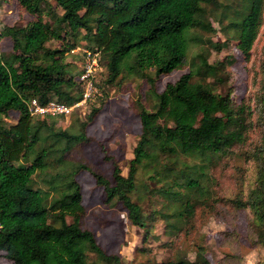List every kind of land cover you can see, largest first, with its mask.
Segmentation results:
<instances>
[{
  "label": "trees",
  "instance_id": "trees-1",
  "mask_svg": "<svg viewBox=\"0 0 264 264\" xmlns=\"http://www.w3.org/2000/svg\"><path fill=\"white\" fill-rule=\"evenodd\" d=\"M18 3L36 19L4 26L0 34L9 36L13 46L8 55L0 46V251L5 257L14 264H125L82 226L85 207L77 181L82 170L103 187L107 203L124 206L145 239L162 222L166 246L172 247L182 234L193 233L199 213H216L223 197L213 192L217 179L211 167L235 145L248 146L244 153L254 173L248 191L240 189L226 199L234 208L252 211L255 244L264 250V56L254 78L255 95L239 104L227 69L232 60H209L211 48L220 50L231 41L250 59L264 24V0H235V19L224 29L222 44L204 41L199 31L216 32L209 9L224 7V0ZM52 41H61V47H51ZM82 42L100 53L103 89L130 78L150 85V107L136 103L141 134L128 174L114 164L112 181L68 157L89 140L86 128L98 108L66 129L56 127L64 116L39 117L29 110L32 99L67 104L81 99L83 88L70 73L66 53ZM192 46L198 51L189 61ZM185 66L189 71L176 82L155 90L157 78ZM12 112L17 119L10 123ZM256 130L259 135L252 140ZM141 168L145 182L139 181ZM204 254L198 247L194 259L180 252L155 264H210Z\"/></svg>",
  "mask_w": 264,
  "mask_h": 264
},
{
  "label": "rangeland",
  "instance_id": "rangeland-1",
  "mask_svg": "<svg viewBox=\"0 0 264 264\" xmlns=\"http://www.w3.org/2000/svg\"><path fill=\"white\" fill-rule=\"evenodd\" d=\"M6 2L11 10L8 24H25L36 19L30 15L18 0H0ZM54 4V2H52ZM227 6V7H226ZM226 7V8H225ZM235 0H224V7L210 8V21L216 29L215 33L199 31V35L206 41L211 38L214 42L225 43L226 26L234 19ZM8 17V16H7ZM221 20H219V19ZM11 24V25H10ZM1 28V29H2ZM51 47H61V41H52ZM1 50L5 55L12 52V40L9 36L0 35ZM208 48V43H205ZM85 42L67 54V61L71 63L70 73L77 79L84 62ZM198 48L191 47L189 61ZM264 56V24L256 41L250 59L241 52L235 41L224 44L220 50L210 49L209 60L215 62L230 61L227 65L230 72L232 97L236 104L255 95L254 78ZM103 66V64H102ZM98 70L95 79L100 87V98L79 106L66 117L57 118V128L77 127L79 120H87L93 107L98 108L93 120L87 125V142L75 146L69 153V158L85 162L94 170L102 173L111 181L114 164H118L124 175L128 174L134 148L141 134V121L136 109L137 101L150 107L146 92L150 85L144 79H126L120 86H108L103 89V79L106 71ZM189 71V67L175 70L162 75L155 82V90L162 92L168 83L176 82L181 75ZM226 90V89H223ZM99 97V96H98ZM52 118V117H49ZM17 119L13 113L7 118L10 123ZM259 130L251 135L256 140ZM248 146L235 145L225 154L216 158L211 167L212 175L217 179L213 184L214 193L223 197L219 201L216 213L204 217L201 213L197 217L196 229L190 235L182 234L172 247L166 246L169 237L162 222L155 223L151 236L145 239L144 231L131 224L127 212L120 202L107 203L103 187L99 186L88 170H82L77 175L81 185L85 213L82 226L92 230L97 242L108 254H117L125 264H155V261H165L173 254L186 252L190 259L195 258L196 249H205V257L210 264H264L262 250L255 244L252 225L253 213L248 208H234L226 198L233 197L240 189L248 191L251 185L254 169L252 163L247 162L244 150ZM146 170L139 171V181H146ZM148 233V232H147ZM148 249L141 252L140 248ZM0 264H14L0 251Z\"/></svg>",
  "mask_w": 264,
  "mask_h": 264
},
{
  "label": "built area",
  "instance_id": "built-area-1",
  "mask_svg": "<svg viewBox=\"0 0 264 264\" xmlns=\"http://www.w3.org/2000/svg\"><path fill=\"white\" fill-rule=\"evenodd\" d=\"M83 54V67L77 78L83 88L81 99L73 104H67L55 98L46 103H40L37 99H32L28 104L32 115L39 117H66L71 115L79 106L87 104L101 95L100 87L95 79L96 72L102 70L103 67L100 53L86 48Z\"/></svg>",
  "mask_w": 264,
  "mask_h": 264
},
{
  "label": "crops",
  "instance_id": "crops-1",
  "mask_svg": "<svg viewBox=\"0 0 264 264\" xmlns=\"http://www.w3.org/2000/svg\"><path fill=\"white\" fill-rule=\"evenodd\" d=\"M7 6H8V4L6 2H2L0 4V34H1L2 30H3L2 24H4V23L8 24L7 19H9V16H10L9 14H11V10H9L7 8Z\"/></svg>",
  "mask_w": 264,
  "mask_h": 264
}]
</instances>
